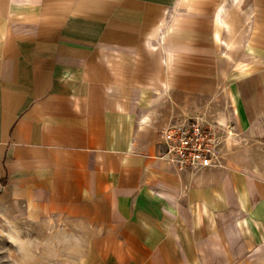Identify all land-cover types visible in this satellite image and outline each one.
<instances>
[{
	"label": "crops",
	"instance_id": "crops-1",
	"mask_svg": "<svg viewBox=\"0 0 264 264\" xmlns=\"http://www.w3.org/2000/svg\"><path fill=\"white\" fill-rule=\"evenodd\" d=\"M198 119L216 164L162 131ZM68 264H264V0H0V229Z\"/></svg>",
	"mask_w": 264,
	"mask_h": 264
},
{
	"label": "rangeland",
	"instance_id": "rangeland-1",
	"mask_svg": "<svg viewBox=\"0 0 264 264\" xmlns=\"http://www.w3.org/2000/svg\"><path fill=\"white\" fill-rule=\"evenodd\" d=\"M80 234L63 231L0 229V264H68L78 256Z\"/></svg>",
	"mask_w": 264,
	"mask_h": 264
},
{
	"label": "built area",
	"instance_id": "built-area-1",
	"mask_svg": "<svg viewBox=\"0 0 264 264\" xmlns=\"http://www.w3.org/2000/svg\"><path fill=\"white\" fill-rule=\"evenodd\" d=\"M164 156L177 168L196 170L217 163L222 143L215 125H203L198 119L169 124L162 131Z\"/></svg>",
	"mask_w": 264,
	"mask_h": 264
}]
</instances>
